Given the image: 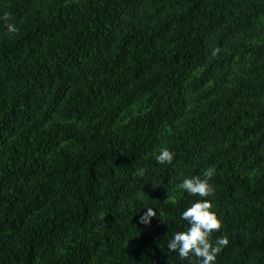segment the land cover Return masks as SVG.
<instances>
[{"label":"trees","instance_id":"trees-1","mask_svg":"<svg viewBox=\"0 0 264 264\" xmlns=\"http://www.w3.org/2000/svg\"><path fill=\"white\" fill-rule=\"evenodd\" d=\"M263 15L264 0H0V264H189L167 242L198 199L228 240L213 264H264ZM191 90L209 100L187 115ZM208 168V197L169 196Z\"/></svg>","mask_w":264,"mask_h":264},{"label":"clouds","instance_id":"clouds-1","mask_svg":"<svg viewBox=\"0 0 264 264\" xmlns=\"http://www.w3.org/2000/svg\"><path fill=\"white\" fill-rule=\"evenodd\" d=\"M2 19L9 33L16 31L15 24L7 22V14ZM174 156L175 153L169 148L161 147L154 158L160 164H170ZM213 174L214 169H205L202 175L183 178L178 187L191 196L208 197L213 191L210 184ZM145 209L139 217V224L150 226L157 214L151 207ZM181 219L186 221L187 226L173 234L167 242V250L177 253L181 260H187L189 264H213L221 247L227 245L228 240L226 237H220L214 242L210 239L212 233L221 228V220L213 210L211 201L198 199L192 202L181 213Z\"/></svg>","mask_w":264,"mask_h":264},{"label":"rangeland","instance_id":"rangeland-1","mask_svg":"<svg viewBox=\"0 0 264 264\" xmlns=\"http://www.w3.org/2000/svg\"><path fill=\"white\" fill-rule=\"evenodd\" d=\"M258 29H260V31H262L258 36L253 37L254 41H260V39L264 38V15L260 18L259 20V24H258ZM248 64V59L247 57L245 58V60L240 64V65H236L234 64V62L231 64V69L229 72V75L226 77V80H224L221 85H229L228 81L231 77H233L235 74L240 73L243 68ZM203 69H197L196 71L193 72L192 76H197L199 75V73L202 71ZM219 73V72H218ZM214 84V82L211 80L206 86L205 88L207 89L208 87L212 86ZM187 100H188V105L186 108V114L189 115L192 111H199L204 104L209 100L208 95L205 96V93H203V91L201 92L200 90H196V91H189L187 93ZM139 111V108L137 105H132L125 113H124V118L125 119H121L117 124L122 123L124 121H126L130 115L135 114ZM56 120H61L64 121L63 119H61L59 116L55 117ZM180 121H177L174 125L175 126H179ZM167 131H172V127H168ZM183 190H181L178 186L174 187L171 190V193L169 194V196L171 198H175L177 195L179 196V194L182 192ZM156 218H158V216H156Z\"/></svg>","mask_w":264,"mask_h":264}]
</instances>
